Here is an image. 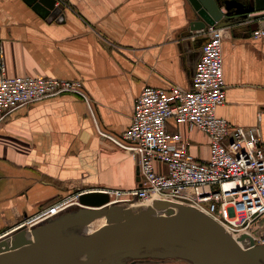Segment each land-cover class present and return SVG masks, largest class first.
Listing matches in <instances>:
<instances>
[{"label": "crops", "instance_id": "0c3cea01", "mask_svg": "<svg viewBox=\"0 0 264 264\" xmlns=\"http://www.w3.org/2000/svg\"><path fill=\"white\" fill-rule=\"evenodd\" d=\"M63 19L42 18L23 0H0V62L9 76L79 80L90 100L65 94L20 107L0 124V236L26 217L77 193L133 190L137 155L100 133L120 137L145 87L188 90L205 34L190 31L187 0H69ZM225 103L218 117L258 127L264 140V10L221 21ZM168 130L176 128L170 122ZM190 151L207 158L204 136ZM127 264H193L135 259Z\"/></svg>", "mask_w": 264, "mask_h": 264}, {"label": "built area", "instance_id": "2783aa9c", "mask_svg": "<svg viewBox=\"0 0 264 264\" xmlns=\"http://www.w3.org/2000/svg\"><path fill=\"white\" fill-rule=\"evenodd\" d=\"M68 7L69 0H54ZM188 90L145 87L134 103L130 126L120 136L100 133L123 150L137 155L139 182L133 190H107L109 204L132 199L169 201L203 210L219 224L239 226L264 216V140L260 128L233 126L216 114L225 103L223 28L208 26ZM264 41V28L251 32ZM72 94L90 100L79 80L48 75L9 76L0 62V124L20 107ZM176 128L168 130L169 123ZM207 140V158L190 151L181 131ZM77 193L26 217L19 227H32L79 206ZM241 219V220H240ZM241 221V222H240ZM264 243V242H263Z\"/></svg>", "mask_w": 264, "mask_h": 264}, {"label": "water", "instance_id": "95a60500", "mask_svg": "<svg viewBox=\"0 0 264 264\" xmlns=\"http://www.w3.org/2000/svg\"><path fill=\"white\" fill-rule=\"evenodd\" d=\"M40 17L63 19L62 8L54 0H23ZM195 18L190 31L215 26L227 13L248 17L264 10V0H187ZM242 1V2H241ZM234 8V11L231 9ZM104 191L86 192L79 196V206L71 207L56 217L36 225L26 242L21 233L0 243V264H54L50 258L66 254L85 255L82 264H127L135 259H183L193 264H264V243L241 248L216 221L198 209L169 201H156V207H180L179 215L155 216L151 212L108 224L88 236H71L69 232L91 223L99 215L109 220L120 218L110 207ZM114 205V204H113ZM112 206V205H109ZM74 210H71V209ZM101 208V209H99ZM23 227H20V229ZM246 235L239 239L244 241Z\"/></svg>", "mask_w": 264, "mask_h": 264}, {"label": "bare ground", "instance_id": "6f19581e", "mask_svg": "<svg viewBox=\"0 0 264 264\" xmlns=\"http://www.w3.org/2000/svg\"><path fill=\"white\" fill-rule=\"evenodd\" d=\"M107 205H108L107 207H111L109 205H113V204H107ZM149 207L151 209L155 208V209H158L160 211L157 214H155V216H171V215H179L181 213V209L177 208L176 206H169L171 209L169 207L159 208V207H156L155 202H153V201H152L151 206H149ZM99 209H101V208H99ZM110 209L114 210L115 213H117L118 215L119 214L121 215L122 213H127V214L121 216L120 218L114 219V220H109L108 216L105 214L99 215L91 223L72 229L69 232V234H71V236H88V235L94 233L95 231L101 229L105 225L119 223V222H121V220L124 221L126 219L125 216H130V217L133 216L134 217L135 215H138V214L140 215L142 213V210H144L139 205H135V204L134 205L127 204V205H120V206L117 205V206H114ZM201 212H203L205 215L209 216L211 219L216 221L213 216L207 214L205 211L201 210ZM118 219H120V220H118ZM216 222L219 224L218 221H216ZM219 225L221 227H223V229L227 233H229L228 230L226 228H224L223 225H221V224H219ZM77 229H79L81 232H78ZM82 233H84V234H82ZM31 235H32L31 232L25 231V234L23 237L25 238L26 242H29L32 240L33 237ZM1 250H3V249H1ZM1 250H0V254L5 253L4 251H1ZM85 258H86L85 255L66 254V255L56 257V258H50L49 263H54V264H82L85 261Z\"/></svg>", "mask_w": 264, "mask_h": 264}, {"label": "rangeland", "instance_id": "374dc122", "mask_svg": "<svg viewBox=\"0 0 264 264\" xmlns=\"http://www.w3.org/2000/svg\"><path fill=\"white\" fill-rule=\"evenodd\" d=\"M152 201L155 202V205H156V201H158V200H156V201L155 200L144 201V200L132 199V200H130L128 202L115 203L110 208H112L114 206H117V205L120 206V205H127V204H131V205L135 204V205H139L141 208L144 209V210H142V213L140 215L145 214V213H149V212H151L152 214L155 215V214H157L160 211L158 209H155V208L151 209L149 207V206H151ZM73 208H75V207H73ZM73 208L71 210H74ZM177 208L180 209V207H177ZM135 216H137V215H135ZM125 217L127 219L130 216H125ZM131 217H133V216H131ZM118 220H120V219H118ZM35 226L23 227L21 229H20V227H18L15 231L4 233V234H2L0 236V243L1 242H7V244L10 246V241L12 239H14L15 237H18L21 233H23V236H24L25 231L31 232L33 229H35L34 228ZM224 228H226L228 230V232H229L228 234H230L232 236V238L235 241H237V243L240 245L241 248H247V247H250L252 245H261L264 242V216H261V217L255 219L250 224H246L245 223V224H242V225H239V226H236V227H233V226H229L228 227V226H226ZM77 231L81 232L79 229H77ZM82 234H84V233H82ZM243 235H246L245 240L242 241V242H239L237 239H239ZM29 242L33 243L34 242V238H32V240L29 241ZM1 249H3V248H1ZM1 251H4V250H1ZM126 261L128 262L130 260H126Z\"/></svg>", "mask_w": 264, "mask_h": 264}, {"label": "flooded vegetation", "instance_id": "af4514ba", "mask_svg": "<svg viewBox=\"0 0 264 264\" xmlns=\"http://www.w3.org/2000/svg\"><path fill=\"white\" fill-rule=\"evenodd\" d=\"M219 1L220 2L222 1L223 2L225 0H219ZM226 1H229V0H226ZM243 2H245V1L243 0ZM220 10H221L222 14L224 15L223 16V19L221 21H226L228 23H234L235 20H237L238 18H240V19H246V18H248V17H244V15H242V14H236L234 12H232L230 15H226L227 10H226L224 4H222V3H221ZM234 10H235L234 8L231 9V11H234Z\"/></svg>", "mask_w": 264, "mask_h": 264}]
</instances>
